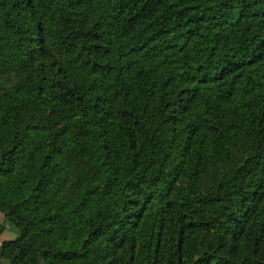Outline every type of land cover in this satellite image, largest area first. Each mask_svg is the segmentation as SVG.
Returning <instances> with one entry per match:
<instances>
[{
  "label": "trees",
  "instance_id": "16d2710c",
  "mask_svg": "<svg viewBox=\"0 0 264 264\" xmlns=\"http://www.w3.org/2000/svg\"><path fill=\"white\" fill-rule=\"evenodd\" d=\"M0 212L7 264H264V0H0Z\"/></svg>",
  "mask_w": 264,
  "mask_h": 264
},
{
  "label": "rangeland",
  "instance_id": "374dc122",
  "mask_svg": "<svg viewBox=\"0 0 264 264\" xmlns=\"http://www.w3.org/2000/svg\"><path fill=\"white\" fill-rule=\"evenodd\" d=\"M244 146H245V139L238 138L236 140V144L230 149V152H232V153H231V155L229 157L234 156V159H236V160L239 159V157H240L239 155L243 151ZM229 157H225V162L228 161ZM225 162H217V163H215L214 164L215 167L210 170V173H212V174L216 173V172L220 173L221 171H223V169L225 168V166H224ZM2 234L6 238H10V237H13L15 235L13 233L11 235H6V234H8V230L7 229H4ZM0 243H1V241H0ZM0 264H7V261L2 258L1 261H0Z\"/></svg>",
  "mask_w": 264,
  "mask_h": 264
},
{
  "label": "crops",
  "instance_id": "0c3cea01",
  "mask_svg": "<svg viewBox=\"0 0 264 264\" xmlns=\"http://www.w3.org/2000/svg\"><path fill=\"white\" fill-rule=\"evenodd\" d=\"M2 219H3V214L0 212V221H1ZM7 230H8V229H7ZM11 234H12V232H11L10 230H8V234H6V235H11ZM0 236H1V237H0V241H1L2 238H6V237L3 236V234H1Z\"/></svg>",
  "mask_w": 264,
  "mask_h": 264
}]
</instances>
